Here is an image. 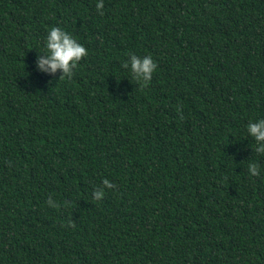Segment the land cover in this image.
Wrapping results in <instances>:
<instances>
[{
	"label": "trees",
	"instance_id": "obj_1",
	"mask_svg": "<svg viewBox=\"0 0 264 264\" xmlns=\"http://www.w3.org/2000/svg\"><path fill=\"white\" fill-rule=\"evenodd\" d=\"M95 4L0 0V264H264V0ZM53 26L71 78L36 67Z\"/></svg>",
	"mask_w": 264,
	"mask_h": 264
},
{
	"label": "clouds",
	"instance_id": "obj_2",
	"mask_svg": "<svg viewBox=\"0 0 264 264\" xmlns=\"http://www.w3.org/2000/svg\"><path fill=\"white\" fill-rule=\"evenodd\" d=\"M104 0H96L95 9L99 14H103ZM43 51L37 58L36 67L40 72L55 74L60 71L61 78H71L73 69L77 67L78 62L87 55V49L79 40L63 28L58 26L50 27L44 38ZM123 67L131 74L132 79L141 83L147 84L153 73L157 69L153 57L148 54L138 56L130 54L124 62ZM245 132L252 138L257 153H264V118L249 120L245 125ZM249 176L256 177L261 173L258 164L255 161H250L247 165ZM102 188H97L92 193L94 200H101L105 195L106 189H113L115 185L107 178L102 179ZM46 204L51 207H57L55 200L51 196L46 200Z\"/></svg>",
	"mask_w": 264,
	"mask_h": 264
}]
</instances>
